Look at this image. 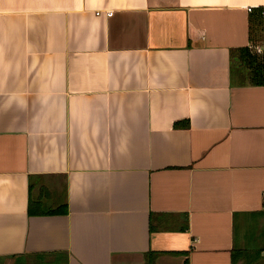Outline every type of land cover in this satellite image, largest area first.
Here are the masks:
<instances>
[{"label": "crops", "instance_id": "crops-1", "mask_svg": "<svg viewBox=\"0 0 264 264\" xmlns=\"http://www.w3.org/2000/svg\"><path fill=\"white\" fill-rule=\"evenodd\" d=\"M262 15L0 0V264H264Z\"/></svg>", "mask_w": 264, "mask_h": 264}, {"label": "trees", "instance_id": "trees-1", "mask_svg": "<svg viewBox=\"0 0 264 264\" xmlns=\"http://www.w3.org/2000/svg\"><path fill=\"white\" fill-rule=\"evenodd\" d=\"M250 35L254 34L256 37H263L264 34V16H258L252 19L251 26H250ZM58 211H65L66 210V202L59 204L57 206ZM50 210L44 211L48 212ZM147 264H152V260H148Z\"/></svg>", "mask_w": 264, "mask_h": 264}, {"label": "built area", "instance_id": "built-area-1", "mask_svg": "<svg viewBox=\"0 0 264 264\" xmlns=\"http://www.w3.org/2000/svg\"><path fill=\"white\" fill-rule=\"evenodd\" d=\"M108 15L111 14V11L106 12ZM262 199H263V208H264V190H262Z\"/></svg>", "mask_w": 264, "mask_h": 264}, {"label": "rangeland", "instance_id": "rangeland-1", "mask_svg": "<svg viewBox=\"0 0 264 264\" xmlns=\"http://www.w3.org/2000/svg\"><path fill=\"white\" fill-rule=\"evenodd\" d=\"M259 43V42H258ZM263 258V257H262ZM263 260H264V258H263Z\"/></svg>", "mask_w": 264, "mask_h": 264}]
</instances>
